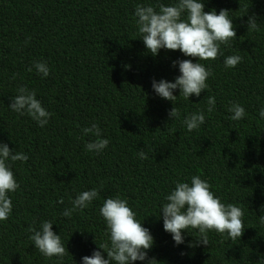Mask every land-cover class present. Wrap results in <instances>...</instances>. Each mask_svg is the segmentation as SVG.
Wrapping results in <instances>:
<instances>
[{
	"label": "trees",
	"instance_id": "trees-1",
	"mask_svg": "<svg viewBox=\"0 0 264 264\" xmlns=\"http://www.w3.org/2000/svg\"><path fill=\"white\" fill-rule=\"evenodd\" d=\"M145 2L170 0H0V140L28 156L11 165L19 188L11 194L9 218L0 222V264H80L98 247L95 240L106 239L99 207L116 195L150 229L148 256L156 264H264V224L258 221L264 205V120L258 117L264 104V0H204L205 11L228 10L236 37L221 48L242 60L234 68H225L222 56L198 61L211 68L208 89L189 100L176 89L174 104L157 96L151 82L179 75L172 64L177 58H196L178 49H160L156 56L146 50L133 15ZM253 14L254 31L246 23ZM34 60L48 63L47 77L28 71ZM20 85L34 90L51 113L45 126L8 108ZM209 95L216 100L211 113ZM233 101L245 108L237 121L227 111ZM172 107L179 119H169ZM198 110L205 111V122L187 131L181 120ZM92 123L109 140L99 154L84 147L96 138L82 133ZM140 150L146 159L138 158ZM192 175L206 179L224 203L242 208L239 238L210 231L208 245L197 244V230L189 229L182 230L185 242L174 245L159 207L176 181ZM93 187L98 197L88 207L71 219L61 217L77 193ZM45 219L65 244L62 259L45 258L28 239V226Z\"/></svg>",
	"mask_w": 264,
	"mask_h": 264
},
{
	"label": "clouds",
	"instance_id": "clouds-1",
	"mask_svg": "<svg viewBox=\"0 0 264 264\" xmlns=\"http://www.w3.org/2000/svg\"><path fill=\"white\" fill-rule=\"evenodd\" d=\"M135 25L139 38L143 40L146 50L156 56L160 49L179 50L185 57L172 61L178 67L179 75L173 80L153 79L151 87L160 98L173 102L178 95L174 90L179 89V96L189 100L190 95L199 96L202 90L208 89L207 78L211 68L198 61L215 60L223 57L225 68H234L242 57L238 54L224 55L221 45L229 46L232 38L236 37L232 18L226 9L204 10V0H170L169 3L152 4L145 2L134 8ZM248 30H257L258 23L255 14L247 19ZM33 69L47 77L50 72L48 63L44 60H34L28 71ZM215 97H207L206 112L214 109ZM8 108L19 115H28L40 127L45 126L51 113L37 99L36 92L26 85H20L12 96ZM227 111L229 119L237 121L245 116V108L236 101L229 104ZM170 120L179 119L180 112L172 107L168 112ZM258 117L264 120V104L258 108ZM205 111L187 113L181 124L187 131L199 129L205 122ZM83 134L91 133L96 138L85 144V150L93 154L101 153L109 144L103 137L96 123L82 129ZM139 159L147 158L143 150L137 152ZM26 153L9 148L0 140V222L6 221L12 212L11 194L19 188L12 163L25 162ZM98 197L96 187L82 190L71 199V206L65 207L60 215L71 219L74 212L82 211ZM63 199L58 200L62 203ZM260 224H264V205L261 206ZM99 215L105 224L106 239L95 243L98 245L91 255L81 257L80 264H156V259L148 256V250L154 243V237L149 228L143 226L136 212L128 204L127 199L119 195L104 198L99 207ZM244 212L233 203H224L212 190L209 182L200 175H192L189 181H176L174 187L163 196L158 216L162 218L163 230L171 235L174 245L185 242L182 230L195 229L198 232L197 244L208 245V233L215 231L235 240L241 236L244 229L242 223ZM51 220H41L38 227L28 226V239L39 253L45 258L62 259L65 254V244L61 236L52 229ZM189 232V231H188ZM191 245V242L189 244ZM106 253V255H105Z\"/></svg>",
	"mask_w": 264,
	"mask_h": 264
}]
</instances>
